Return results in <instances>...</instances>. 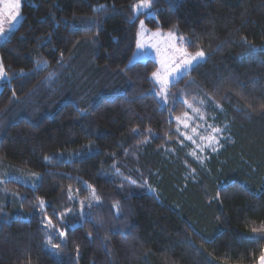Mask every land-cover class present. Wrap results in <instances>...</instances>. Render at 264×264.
<instances>
[{
	"label": "trees",
	"instance_id": "obj_1",
	"mask_svg": "<svg viewBox=\"0 0 264 264\" xmlns=\"http://www.w3.org/2000/svg\"><path fill=\"white\" fill-rule=\"evenodd\" d=\"M21 2V21L0 43L14 77L1 83L0 170L42 179L35 189L4 182L12 199L0 206V264H259L264 232L252 229L264 225V0H154V20L132 19L138 0ZM100 4L106 11H93ZM88 17L98 20L91 29L81 25ZM141 20L151 30L177 29L190 52L207 53L169 87L166 106L152 94L155 59L126 68ZM37 59L49 63L33 73ZM201 99L218 104L227 124L207 164L189 156L177 131L176 117ZM89 141L91 151L69 157ZM85 184L102 203L71 231L79 217L60 222L53 210L79 211L68 189L84 200ZM45 215L67 234L65 244L48 230L60 261L45 247Z\"/></svg>",
	"mask_w": 264,
	"mask_h": 264
},
{
	"label": "snow or ice",
	"instance_id": "obj_2",
	"mask_svg": "<svg viewBox=\"0 0 264 264\" xmlns=\"http://www.w3.org/2000/svg\"><path fill=\"white\" fill-rule=\"evenodd\" d=\"M154 0H138L137 3L133 4L132 10H133V17L132 19L135 20L140 14L146 15L149 19L154 20L155 19V9L153 8ZM0 4H3V8L0 9V36H7L8 32L12 31V29L15 27L17 23H19V18L21 17V0H0ZM107 9L106 4H100L97 5L93 11L95 12H104ZM98 20L94 17H88V18H82L81 19V25L91 29L92 26L97 25ZM7 25V29L5 27ZM141 29L144 31L145 35H150L151 38H161V41H158L155 44L145 45L141 42L140 36L141 32L136 33V48L137 51L133 52V57H140L145 56L148 53L142 51L146 47H153L157 48L159 50V43H164V57L160 60V67L157 68L156 71H153L151 73V81L153 83L152 88V94L158 97V104L161 106H166V102L170 95H172L169 91L170 86H174L180 79L183 78L185 74H187L190 70L197 67L205 58H206V52L203 50H199L195 52V54L190 53L185 47L182 45L186 42L188 44H191L192 41L188 38H186L183 35H177L175 31L169 30L168 32H163L160 29H157L156 31H152L149 33V30L145 27L144 20L140 21ZM72 27H77L76 25H72ZM46 42H50V36ZM243 43H248L247 38H242ZM222 46V45H220ZM63 62V54H61L60 61ZM48 61L43 59H37L35 61V68L32 70L33 73L39 72L43 70V68L48 66ZM133 65V59H129V64L126 65V68H129V66ZM123 71V70H121ZM20 75H28V73H25L23 70H21ZM56 76L55 72H50L48 74V77L46 79H54ZM13 76H9L8 72L5 70V66L2 61H0V83H11V80L13 79ZM158 89V90H157ZM16 92H12V100H17ZM179 97L173 96V100H178ZM184 102V101H182ZM203 103V101H201ZM189 108L192 107L191 104L188 105ZM77 111L79 112L81 117H87L90 115V113L86 109L77 108ZM196 113L199 114V109H193ZM200 119H204L202 115L199 116ZM191 119L188 117V114H184V118L176 117V120L178 122L177 131L179 132V126L180 124H183L185 128L188 127L187 121ZM199 126L197 128H193L192 131L194 134L199 135L198 132ZM206 131H209V134L207 136H199V139L203 142L206 141V143L203 144H196V149H198L200 152H203L205 148L210 149L212 152L217 151V147L220 146V137L222 136V133L225 129L220 127H213L211 124H206L205 129ZM134 133H136L138 130L133 129ZM149 131H151L149 129ZM181 135H185V138L189 141H192L195 144V140L193 139V136L186 135L184 133H181ZM183 143V141H181ZM93 149V143L89 141L87 144L82 145L81 149L70 153L69 157H78L81 156L85 152H89ZM63 154H57V157L62 156ZM189 155H192L196 157V150H193ZM197 159H201V157H196ZM46 162H51L53 157H44ZM202 162V160H201ZM115 163V162H114ZM118 171V169H117ZM103 177L105 179H113V177H109L107 174H103ZM5 180L9 181H21L24 180L23 176H16V175H9L6 174L4 177ZM42 179L40 173H32V183L30 186L35 189L37 187V184ZM130 182L134 183V181H131V178H126ZM87 188L91 191V196L85 198L84 200H78L77 196L72 194V190L69 187L68 192V199L70 201L78 202L79 203V211H76L72 208L65 209L64 212L57 213L55 210H53V215L57 217V219L60 222H64L66 219V216L68 215H76L79 217V220L76 223L71 224L69 227V230L75 231L77 227H83V224L85 222L92 220L91 215V209L94 207L101 206V198L97 195L96 190L91 185L85 184ZM119 187L123 188V185H120ZM4 191H7L5 189ZM14 195H18L14 194ZM219 197V193L217 194V198ZM45 201L43 199L39 200V207L41 208V211H44ZM113 207L116 208L117 213L119 212V205L118 203L113 205ZM85 209H88L87 211ZM42 223L45 225L44 229V239L46 241V249H48V245L52 242V235H49V229H53V235H58V237L61 239L62 243H67V234L65 231H58L55 230L56 226L53 224V221L48 216L42 217ZM253 232L261 231L264 232V225L261 226L260 229L253 228ZM87 236L91 238L92 233H87ZM60 247L59 244L52 245L51 249H48L53 257L57 259V261L61 260V254L55 249H58ZM77 251V257L79 256V245L76 246ZM259 264H264V251L261 252V255L259 256Z\"/></svg>",
	"mask_w": 264,
	"mask_h": 264
},
{
	"label": "rangeland",
	"instance_id": "obj_3",
	"mask_svg": "<svg viewBox=\"0 0 264 264\" xmlns=\"http://www.w3.org/2000/svg\"><path fill=\"white\" fill-rule=\"evenodd\" d=\"M21 5H22V2H21ZM2 8H3V4H0V9H2ZM20 11H21V8H20ZM21 19H22V14H21V17L19 18V21H21ZM18 24L19 23H17L15 25V27ZM5 27L7 29V25H5ZM145 27H146V29L149 30V33L152 32V31H156V30H151L146 25H145ZM161 31H163L165 33L168 32V31H164V30H161ZM172 31H175L178 36L180 35V33L178 32L177 29H173ZM10 32H8L7 36H0V43L2 41H4L9 36ZM139 32H141L140 40L145 45L155 44L158 41H161V38H159V37L151 38L150 35H145L144 31L141 29V26H140ZM185 43L182 46L187 49V47L185 46ZM135 51H137V48H136ZM142 51H144V52H146L148 54L145 55V56H140V57H135V58L132 56L133 62L140 61V60H147V59L152 58V59H155L158 62V64H159L158 68L160 67V63L159 62L165 55L164 43L163 42L159 43V50H157V48H153V47H146ZM203 51H205V50H203ZM190 53L195 54V52H190ZM206 57H207V55H206ZM0 61H1V59H0ZM1 88H2V86H1V83H0V90H1ZM201 101H203V103H201ZM189 104H191L192 107L189 108L186 113L188 114V117H190L191 119H189L187 121V123H188V127L187 128H185L183 126V124H180V128H181L182 133H184L186 135L193 136V139L195 140V144L192 141L187 140L185 138V135H183L184 136V142H183L182 146L187 148L188 154L191 153L193 150H196V157H201V159H197L196 157H194L192 155H189V156L192 157V159L195 162L197 161L200 164H207V162L213 157V155L218 153L223 148L225 133L223 132L222 136L220 137V146L217 147V151L216 152H212L208 148H205L203 152H200L198 149H196V144L206 143V141L202 142L199 139V136H207L209 134V131L204 130L205 127H206V124H211L213 127H220V128H223V129L227 126V124L223 123L224 119L221 116H219V114H218L219 112H221V107L218 104L211 102L209 99H201V100L196 101V102L195 101H189L188 105ZM193 109H199V114L196 113L195 111H193ZM200 115H202L204 117L203 120L199 118ZM181 118L182 119L184 118V114L181 116ZM197 126H199V128H198L199 135L194 134L193 131H192V129L193 128H197ZM201 160H202V162H201ZM189 166L192 168V170H194V168L191 166V164ZM6 169L7 170H0V195H5L4 198H0V200H2L1 201L2 203L0 202V206H3L2 205L3 203L8 201L9 199H12V193H10V191H8V190L4 191L6 189L4 187V182L6 181L4 179V177H5L6 174L16 175V176H23L24 177L23 181H28L29 183L33 182L32 181V174L24 175V174H22V172L16 171L15 168H6ZM5 199H8V200H5Z\"/></svg>",
	"mask_w": 264,
	"mask_h": 264
}]
</instances>
